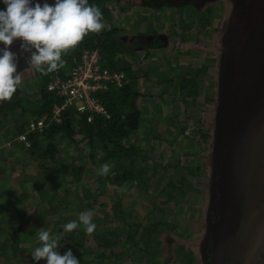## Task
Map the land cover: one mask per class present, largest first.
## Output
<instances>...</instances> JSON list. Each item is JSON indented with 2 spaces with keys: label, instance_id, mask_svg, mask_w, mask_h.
Here are the masks:
<instances>
[{
  "label": "rangeland",
  "instance_id": "obj_1",
  "mask_svg": "<svg viewBox=\"0 0 264 264\" xmlns=\"http://www.w3.org/2000/svg\"><path fill=\"white\" fill-rule=\"evenodd\" d=\"M110 10L119 28L117 38L127 45L136 41L148 45L153 36L157 41L156 48L137 47L135 56H126L139 76V91L153 94L147 100L150 104L143 105V99L144 125L130 139L150 159L140 167L146 171L144 183L108 184L107 177L97 174L101 165L90 161V151H79L85 145L82 136L74 137L76 145L63 133L55 140L56 160L48 166L83 165L82 181L70 182L69 175L67 183L59 177L49 184L47 172L14 131L21 126L17 123L25 121L23 116L10 117L0 128V245L16 242L28 252H18L15 261L20 263L6 262L0 256V264H46L32 256L25 260L39 246L37 230L62 233V225L78 221L79 214L88 210L94 213L95 232L88 235L83 225L77 231L85 233V249L93 253L97 250L94 234L122 230L126 225L120 238L125 242L128 226L149 232L151 225L158 227L159 238H150L153 247L161 244L157 258L148 257L139 244L116 250L120 262L116 264H203L209 233L215 237V264H224L228 254L243 264H264V0H212L182 12L147 11L141 0H121L111 2ZM202 67L196 96L187 95L188 91L170 96L171 91H178L182 78L194 76L192 70ZM42 82L40 73L29 65L22 72L24 98L38 100ZM164 99L175 100L171 105L166 101L169 116L161 112ZM152 109L157 114L154 118ZM97 155L98 161L104 157L101 151ZM134 176L140 179L138 173ZM181 177L188 186L177 182ZM217 178L239 190L221 225L214 229L208 220ZM64 188L69 190L68 197ZM84 191L91 194L86 201L89 207L80 201ZM242 201L250 224L233 247ZM51 202L59 209L64 203L65 209L55 214ZM69 234L60 241V249H65L62 241ZM172 250L181 251L170 260ZM183 254L190 256L187 261L181 258ZM91 259L95 255L89 253L87 260Z\"/></svg>",
  "mask_w": 264,
  "mask_h": 264
},
{
  "label": "trees",
  "instance_id": "obj_2",
  "mask_svg": "<svg viewBox=\"0 0 264 264\" xmlns=\"http://www.w3.org/2000/svg\"><path fill=\"white\" fill-rule=\"evenodd\" d=\"M121 0H89L90 4L98 5L103 12L105 28L101 31L100 34H89L85 39L78 45L74 50L62 58L66 60V65L64 68L59 71H53L48 75H42L40 72V78L42 79V84L39 93L38 100H28L24 98V92L20 88L17 93L14 94L10 102H4L0 104V128L5 127L3 123L12 116H17L20 114L22 117L21 126L17 129H14L15 132L21 134L26 133L27 139L30 143V148H27L30 151L31 156L39 162V167L43 168L47 173L44 178L47 183L54 184L57 179H64L67 176H72L70 182L80 183L82 181V172L84 171V166L79 165L78 167L71 165H63L61 168H58L60 164L55 163L53 167L48 166V162H54L56 160V154L58 152V145L55 142L56 138L61 134H67L72 142L78 145L75 142V136H82V142L85 144L82 150L85 151L87 148L90 151L89 159L92 162L99 163L100 165L104 163L111 162L113 164L112 170L105 179L110 185H123L126 182H142V176H146V171H143L142 165L150 161L148 154H145L142 151V148L136 146L135 144L130 143L132 135L138 134L142 126L144 125V111L140 109L143 99L146 101L143 105L150 104L147 102L150 98L153 97L151 92L139 91L140 79L134 70L132 62L127 59L126 56H135V48L137 47H146V48H156L157 42L148 44L145 42L136 41L133 46L127 45L125 42L117 38L119 28L117 27V22L115 21L112 12L110 10L111 2H119ZM206 1L212 0H141V5L147 11L151 10H160V9H171L173 12H182L187 7L201 6ZM43 4L45 0H33V5L35 3ZM50 4H55V0H47ZM6 5L3 3V0H0V10H5ZM151 45V46H150ZM0 47H3L0 44ZM11 51L18 54V66L17 70L23 72L29 65L26 63V58L29 57L30 53L21 52V42L15 41L11 46ZM87 50H97L102 56V67L104 70L110 73H120L125 76V84L122 88L113 90L109 89L100 93L98 96L100 103L105 107L107 111V116H98L96 115L92 121H88V114H79L74 109H69L64 113L62 123H50L47 121V126L44 129L43 133L37 132H28V126L32 121H37L44 117H49L52 113L53 106L55 104H61L63 101L58 98L54 93H51L47 90L49 82L52 80L54 75L58 73L63 79H67L72 75L73 68L78 63L81 55ZM196 74L194 76L189 75L182 78L178 91L170 92V96L174 94H183V91L186 92L189 96H196V83L201 73H204L203 67L192 70ZM152 88V87H151ZM171 105L175 102L174 99H164L161 107V112L163 111L166 116L167 102ZM166 102V103H165ZM234 102V101H233ZM166 106V107H164ZM145 107V106H144ZM152 118L156 117L157 114L154 113ZM158 111V110H156ZM155 115V116H154ZM27 116L30 118L25 119ZM19 120V119H18ZM20 121V120H19ZM223 121V120H222ZM75 125V126H73ZM176 126V123L174 124ZM230 125V123H229ZM149 126L146 127L144 134L147 132ZM150 130V129H149ZM148 130V131H149ZM146 135V134H145ZM151 135V134H149ZM222 135V132H221ZM204 139L207 136L202 135ZM82 143V144H83ZM98 151L104 153V157L98 161ZM159 163H161L159 161ZM154 170L158 164L154 163ZM78 173V174H77ZM134 173L140 175V179L134 176ZM66 180V178L64 179ZM142 180V181H141ZM68 180H66V183ZM180 184L187 185L185 177L178 180ZM138 183V182H137ZM232 182H226L222 184L225 188L217 191L215 196V203L212 210L216 215H211V222L215 223L219 218L223 208L228 202L229 190H233ZM173 182L170 184V188L173 186ZM139 185V184H138ZM188 186V185H187ZM40 186H38V189ZM66 192L64 193L65 197H68L69 190L64 188ZM231 190V193H233ZM91 200V194L87 191H84L83 197L80 198L84 207L86 206V201ZM62 208L53 206L51 202V211L54 213L60 212L64 207V203H61ZM120 209H117V214L115 216L119 217L118 214ZM124 225V224H123ZM135 227L128 226V234L125 242H121V233L126 229V225L123 226L122 230H112L108 233L94 234L93 241L97 250L95 253L92 251H87L86 247V238L85 233L78 232L74 230L69 234V236L62 241L65 249L62 250L59 248L60 253L62 251L66 252L70 249L74 256L80 261V264H90V262H99V264H116L120 263L118 261V254L116 250L119 248L125 249V247H138L139 244L142 245L141 249L147 254L148 257L157 258L160 253V242H157V247H153L151 244L150 238L154 236V239L159 238V229L155 225H151L150 232L148 229L141 230L140 226ZM7 241H4L0 245V256L5 258L6 262L11 260H17L20 250H25L28 252L27 247L20 246L19 243H14L12 246L4 245ZM39 245V241H38ZM181 251V250H180ZM180 251L170 254V260H173V256H179ZM65 252V253H66ZM31 253L28 254L26 261L31 259ZM89 253L95 255V260H87ZM126 253V250L124 254ZM123 256V255H122ZM205 260L203 264H215L216 253L214 252V241L212 238H209L206 243L205 249ZM184 257H186L184 259ZM188 254H183L181 257L184 261L189 259ZM124 258V257H123ZM225 264H242L243 261L232 259L227 257ZM177 259V258H176ZM182 260V261H183ZM116 262V263H115ZM20 263V262H16ZM176 263V262H175ZM174 263V264H175ZM194 264V263H193Z\"/></svg>",
  "mask_w": 264,
  "mask_h": 264
},
{
  "label": "clouds",
  "instance_id": "obj_3",
  "mask_svg": "<svg viewBox=\"0 0 264 264\" xmlns=\"http://www.w3.org/2000/svg\"><path fill=\"white\" fill-rule=\"evenodd\" d=\"M0 10V104L10 102L22 85V72L17 70L18 54L11 51L15 41L21 42V52L30 53L26 63L42 75L59 71L66 65L62 57L74 50L89 34H100L105 28L103 12L89 0H55L43 4L33 0H3ZM85 151H88L85 148ZM112 165L104 163L97 174L107 177ZM93 211L82 212L77 220L62 225V233H51L46 228L37 230L39 246L31 253L33 260L46 264H80L69 249L61 254L60 241L64 235L83 225L91 235L97 225Z\"/></svg>",
  "mask_w": 264,
  "mask_h": 264
},
{
  "label": "built area",
  "instance_id": "obj_4",
  "mask_svg": "<svg viewBox=\"0 0 264 264\" xmlns=\"http://www.w3.org/2000/svg\"><path fill=\"white\" fill-rule=\"evenodd\" d=\"M125 76L120 73H110L102 67V56L97 50L85 51L72 71V75L63 79L58 73L49 82L47 90L54 93L63 102L55 104L49 117L32 121L28 132L43 133L47 124L62 123L64 113L74 109L79 114H88V121L96 115L107 116L105 107L100 103L98 96L109 89L117 90L124 86ZM27 148L30 143L27 134L18 137Z\"/></svg>",
  "mask_w": 264,
  "mask_h": 264
},
{
  "label": "flooded vegetation",
  "instance_id": "obj_5",
  "mask_svg": "<svg viewBox=\"0 0 264 264\" xmlns=\"http://www.w3.org/2000/svg\"><path fill=\"white\" fill-rule=\"evenodd\" d=\"M157 41H156V38H155V36H153V38H152V40H150L149 41V44H151L152 45V43H156ZM219 173V172H218ZM218 185V186H217ZM215 187V188H214ZM214 190H213V192H214V194H213V205H212V207H211V210H210V212H209V214H210V217H209V220H208V223L209 224H214V229H217L220 225H221V223H222V221L224 220V217H225V215H226V210H227V207H229V206H231L232 205V203H233V201H234V199L236 198L235 197V195H236V192L239 190V188H235V186H233V190H232V192L233 193H231V190H229V188L227 187L226 189H228V194H229V198H228V202H227V204L225 205V207L223 208V210H222V212H221V214H219L220 216H219V218L217 219V221L215 222V223H213V222H211V215H212V210H214L213 209V207H214V203H215V196H216V193H217V191H219L220 189H223V188H225L223 185H222V181L221 180H218V178H217V180L215 179V182H214ZM244 201H242L241 202V206H244ZM244 208H247V207H243V209ZM242 209V210H243ZM217 213H214L213 212V215H216ZM217 216V215H216ZM245 219H246V225H245V227H244V229H243V232H242V234H241V237L239 238V240H238V242L236 243V244H234V238H235V234H236V230L237 229H239V222H240V217H239V220H238V222H237V224L234 226V230H233V238H232V241H231V246H236L239 242H240V240H241V238H242V236H243V233H244V231H245V229L247 228V225H249L250 223H249V215H248V208H247V212H246V214H245ZM209 238H212L213 239V241L215 242V237H214V235H213V233H209V237H208V240H209ZM208 240H207V242H208ZM214 252H215V243H214ZM227 257H230V258H232V259H235V258H233V257H231L229 254L228 255H226V257H225V260H224V264L226 263V261H227ZM205 258H206V256H205ZM205 260V259H204ZM204 260H203V263H204ZM236 260H240V259H236ZM242 261V260H241ZM242 264H243V262H242Z\"/></svg>",
  "mask_w": 264,
  "mask_h": 264
},
{
  "label": "water",
  "instance_id": "obj_6",
  "mask_svg": "<svg viewBox=\"0 0 264 264\" xmlns=\"http://www.w3.org/2000/svg\"><path fill=\"white\" fill-rule=\"evenodd\" d=\"M246 212H247V208H244L241 212L240 222H239L240 225H239V229L236 230V234H235V238H234V244H236L238 242V240L241 237V234L243 232V229L246 225V219H245Z\"/></svg>",
  "mask_w": 264,
  "mask_h": 264
}]
</instances>
